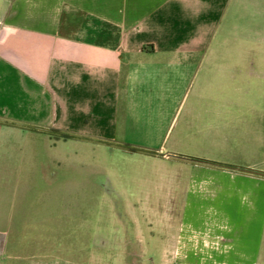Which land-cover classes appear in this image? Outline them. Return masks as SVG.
I'll list each match as a JSON object with an SVG mask.
<instances>
[{
    "label": "crops",
    "instance_id": "1",
    "mask_svg": "<svg viewBox=\"0 0 264 264\" xmlns=\"http://www.w3.org/2000/svg\"><path fill=\"white\" fill-rule=\"evenodd\" d=\"M0 119V264H264V0H0Z\"/></svg>",
    "mask_w": 264,
    "mask_h": 264
},
{
    "label": "rangeland",
    "instance_id": "2",
    "mask_svg": "<svg viewBox=\"0 0 264 264\" xmlns=\"http://www.w3.org/2000/svg\"><path fill=\"white\" fill-rule=\"evenodd\" d=\"M86 182L79 180H74L73 182V197L68 198L69 201H73V210H74V221L80 222L85 221L90 225L97 223L104 224H116L119 222H124L128 224L140 223L145 227L146 223H155L166 219L168 214H153V213H132L128 212L126 209L127 202L135 204L139 201L146 200L145 197H126L123 198L124 202L121 203L119 198L115 196L101 195L100 188L85 187ZM160 196L153 195L149 200V204H161ZM179 216V220H182L181 216L183 215L187 220L190 219V214H175ZM193 216V214H191ZM195 220L205 222V221H219L225 218L224 213H200L195 214ZM183 217V219H184ZM193 219V218H192ZM78 246L75 245V248ZM80 247V246H79ZM76 254V253H75ZM79 257V256H78ZM140 258V257H139ZM127 263L131 264H146L147 262L142 260L129 261ZM263 264V262H262Z\"/></svg>",
    "mask_w": 264,
    "mask_h": 264
},
{
    "label": "trees",
    "instance_id": "3",
    "mask_svg": "<svg viewBox=\"0 0 264 264\" xmlns=\"http://www.w3.org/2000/svg\"><path fill=\"white\" fill-rule=\"evenodd\" d=\"M0 122L3 123H7V124H13V125H20V126H24V127H28L25 124L19 123V122H14V121H8V120H1ZM50 133H52L53 135L62 138V139H84V140H89V141H94L97 143H103V144H107V145H111L112 143L108 142V141H103V140H97V139H92V138H87V137H83V136H79L77 134H73V133H66V132H59V131H55V130H48ZM122 146L123 148L132 151V152H143V153H154L150 150H146V149H142V148H138L132 145H128V144H123V145H119ZM192 161H197V162H202L201 160H192ZM219 167H224L227 169H232V170H239V171H246L242 168H238V167H234V166H223V165H217Z\"/></svg>",
    "mask_w": 264,
    "mask_h": 264
}]
</instances>
